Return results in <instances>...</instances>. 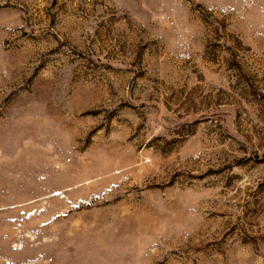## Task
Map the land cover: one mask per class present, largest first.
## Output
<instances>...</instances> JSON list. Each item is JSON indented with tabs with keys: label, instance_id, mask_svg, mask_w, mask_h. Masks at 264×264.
<instances>
[{
	"label": "rangeland",
	"instance_id": "obj_1",
	"mask_svg": "<svg viewBox=\"0 0 264 264\" xmlns=\"http://www.w3.org/2000/svg\"><path fill=\"white\" fill-rule=\"evenodd\" d=\"M0 264H264V0H0Z\"/></svg>",
	"mask_w": 264,
	"mask_h": 264
}]
</instances>
